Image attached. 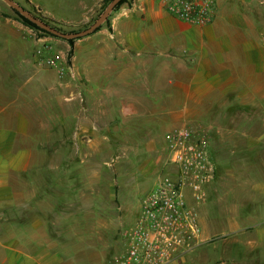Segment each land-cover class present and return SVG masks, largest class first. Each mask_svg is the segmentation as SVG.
Returning a JSON list of instances; mask_svg holds the SVG:
<instances>
[{"label":"crops","instance_id":"obj_1","mask_svg":"<svg viewBox=\"0 0 264 264\" xmlns=\"http://www.w3.org/2000/svg\"><path fill=\"white\" fill-rule=\"evenodd\" d=\"M27 1L50 21L69 25L87 22L103 2ZM263 21L264 0H216L213 20L201 25L172 15L158 0L124 1L97 30L74 41L73 60L60 74L37 62L25 24L0 4V218L13 210L18 175L32 166L38 148L28 141L39 119L31 105L117 103L134 111L137 104H161L169 105L168 119H186L189 105L213 104L264 73L253 60ZM174 102L182 105L176 114ZM219 176L213 187L219 208L211 224L207 215L203 224L200 219V245L213 236V264H264V173L233 182L230 171L227 185ZM27 231L0 221V264H105L94 243L76 248L41 235L30 241Z\"/></svg>","mask_w":264,"mask_h":264},{"label":"rangeland","instance_id":"obj_2","mask_svg":"<svg viewBox=\"0 0 264 264\" xmlns=\"http://www.w3.org/2000/svg\"><path fill=\"white\" fill-rule=\"evenodd\" d=\"M17 1L42 16L40 5ZM106 3H101L87 22H51L65 30L82 29L94 21ZM0 4L6 14L23 22L7 2L0 0ZM24 24L34 41L37 62L41 60L63 74L73 60L74 41L85 35L75 37L70 44L65 37ZM254 44V68H264V37ZM48 57L55 64L48 63ZM240 84L213 104L189 105L192 115L186 119L175 115L168 119L164 108L169 105L161 104H137L134 111L117 103L31 105L39 119L28 141L38 148L32 166L18 175L13 210L9 215L7 209L0 221L19 224L28 230L25 236L30 241L40 240L41 235L42 239L76 248L94 243L102 248L107 264L121 250L122 229L135 218L141 198L168 169L166 134L188 125L204 133L214 165L206 201L198 208L202 224L205 215L211 224L213 208H219L216 201L215 207L213 203L219 174L227 185L230 171L233 182L256 179L264 173V73ZM171 106L174 114L182 108L176 102ZM243 159L254 164L247 163L246 167ZM212 240L210 236L208 242L169 264H213Z\"/></svg>","mask_w":264,"mask_h":264},{"label":"built area","instance_id":"obj_3","mask_svg":"<svg viewBox=\"0 0 264 264\" xmlns=\"http://www.w3.org/2000/svg\"><path fill=\"white\" fill-rule=\"evenodd\" d=\"M158 1L172 15L200 25L216 12V0ZM47 62L55 64L51 57ZM206 141L188 125L166 134L168 169L141 198L135 218L122 229L121 250L107 264H169L203 241L198 208L214 177Z\"/></svg>","mask_w":264,"mask_h":264},{"label":"water","instance_id":"obj_4","mask_svg":"<svg viewBox=\"0 0 264 264\" xmlns=\"http://www.w3.org/2000/svg\"><path fill=\"white\" fill-rule=\"evenodd\" d=\"M4 1L7 2L13 8L17 9L21 14H23L24 16L28 17L30 20L35 22L38 26L44 28L45 30L54 33L56 35H59L61 37L74 38V37L86 35L91 31H93L98 25H100L106 19L110 11L115 7V5L118 3L119 0H110L103 8V10L96 16V18L92 23L79 30L61 29L56 25L49 23L44 19L40 18L39 16L35 15L28 8L20 4L17 0H4Z\"/></svg>","mask_w":264,"mask_h":264},{"label":"trees","instance_id":"obj_5","mask_svg":"<svg viewBox=\"0 0 264 264\" xmlns=\"http://www.w3.org/2000/svg\"><path fill=\"white\" fill-rule=\"evenodd\" d=\"M110 0H103V2L102 3H105V2H109ZM124 1H126V0H119L118 1V3L115 5V7H117V6H119L122 2H124ZM106 3V4H107ZM13 10L15 11V13H16V15L24 22V23H26V24H28V25H30V26H33V27H36V28H39V29H41L42 31H44V32H46V33H49V34H52V35H55L56 36V34H54V33H51V32H49V31H47V30H45L44 28H42V27H40V26H38L35 22H33L32 20H30L28 17H26V16H24L23 14H21L17 9H15V8H13ZM32 13H34L32 10H30ZM35 15H37L38 16V14L37 13H34ZM40 18H42V19H44L45 21H47V22H49V23H52L53 24V22H51L50 20H48L46 17H44L43 15L41 16H39ZM108 20V17L105 19V21H107ZM55 25V24H54ZM101 25V24H100ZM100 25H98L93 31H95V30H97L99 27H100ZM57 26V25H56ZM57 27H59V26H57ZM60 28V27H59ZM62 29V28H61ZM65 30V29H64ZM71 30H73V29H71ZM92 31V32H93ZM67 39V41L70 43V44H72L73 43V41H74V39H75V37L73 38V37H71V38H66Z\"/></svg>","mask_w":264,"mask_h":264}]
</instances>
